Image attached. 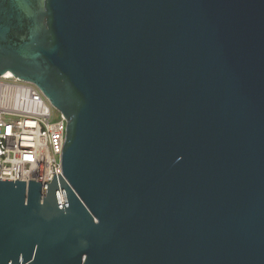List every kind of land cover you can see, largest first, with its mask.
I'll list each match as a JSON object with an SVG mask.
<instances>
[{
  "label": "water",
  "instance_id": "obj_1",
  "mask_svg": "<svg viewBox=\"0 0 264 264\" xmlns=\"http://www.w3.org/2000/svg\"><path fill=\"white\" fill-rule=\"evenodd\" d=\"M7 72L67 127L0 264H264V0H0Z\"/></svg>",
  "mask_w": 264,
  "mask_h": 264
},
{
  "label": "built area",
  "instance_id": "obj_2",
  "mask_svg": "<svg viewBox=\"0 0 264 264\" xmlns=\"http://www.w3.org/2000/svg\"><path fill=\"white\" fill-rule=\"evenodd\" d=\"M66 127L35 84L0 76V179L51 182L62 172Z\"/></svg>",
  "mask_w": 264,
  "mask_h": 264
},
{
  "label": "bare ground",
  "instance_id": "obj_3",
  "mask_svg": "<svg viewBox=\"0 0 264 264\" xmlns=\"http://www.w3.org/2000/svg\"><path fill=\"white\" fill-rule=\"evenodd\" d=\"M7 75H13L11 72H7Z\"/></svg>",
  "mask_w": 264,
  "mask_h": 264
}]
</instances>
